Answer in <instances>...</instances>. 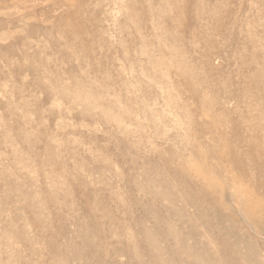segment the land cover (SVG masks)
<instances>
[{"label": "rangeland", "instance_id": "374dc122", "mask_svg": "<svg viewBox=\"0 0 264 264\" xmlns=\"http://www.w3.org/2000/svg\"><path fill=\"white\" fill-rule=\"evenodd\" d=\"M0 264H264V0H0Z\"/></svg>", "mask_w": 264, "mask_h": 264}]
</instances>
